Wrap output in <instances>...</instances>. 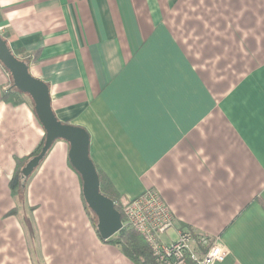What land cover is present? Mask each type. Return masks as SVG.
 Segmentation results:
<instances>
[{"label": "crops", "instance_id": "1", "mask_svg": "<svg viewBox=\"0 0 264 264\" xmlns=\"http://www.w3.org/2000/svg\"><path fill=\"white\" fill-rule=\"evenodd\" d=\"M0 34L121 198L159 193L164 240L187 229L219 237L214 264H264V0H0ZM9 78L0 63V211L21 216L0 217V264H134L97 236L65 140L11 194L45 132L30 98L2 99Z\"/></svg>", "mask_w": 264, "mask_h": 264}, {"label": "water", "instance_id": "2", "mask_svg": "<svg viewBox=\"0 0 264 264\" xmlns=\"http://www.w3.org/2000/svg\"><path fill=\"white\" fill-rule=\"evenodd\" d=\"M0 63L9 72L13 87L27 94L44 128V142L40 151L30 157L20 171L23 184L38 167L54 141L65 140L68 161L81 178V190L87 207L96 216V230L100 237L109 239L123 226L114 202L99 191V177L89 155V134L80 126L59 121L50 105L48 86L29 72V65L17 58L0 34Z\"/></svg>", "mask_w": 264, "mask_h": 264}, {"label": "built area", "instance_id": "3", "mask_svg": "<svg viewBox=\"0 0 264 264\" xmlns=\"http://www.w3.org/2000/svg\"><path fill=\"white\" fill-rule=\"evenodd\" d=\"M125 221L122 226L133 227L144 239L155 264H214L222 261L226 247L219 237L193 235L180 229L173 240L163 236L174 224V215L159 193L145 190L134 198H120Z\"/></svg>", "mask_w": 264, "mask_h": 264}, {"label": "trees", "instance_id": "4", "mask_svg": "<svg viewBox=\"0 0 264 264\" xmlns=\"http://www.w3.org/2000/svg\"><path fill=\"white\" fill-rule=\"evenodd\" d=\"M2 38L6 40L7 35L1 34ZM8 44V43H7ZM9 46V45H8ZM12 53L19 59L25 61L28 65L30 63V60L26 57H21L19 53L12 50ZM6 70V69H5ZM7 71V70H6ZM9 77H10V83L9 85L4 88L2 91V99L5 102H10L13 104L19 103L22 100L23 93L20 92L18 89L13 87L11 75L7 71ZM44 142V137L41 143L38 145L35 151H33L31 154L16 158L15 159V167L14 171L12 173V176L8 182L9 189L11 191V194L13 196H19V198H22V196L25 194V189L23 184L20 171L25 162L32 157L33 155L37 154ZM91 158V157H90ZM92 160V159H91ZM94 163V166L96 168V171L98 173L99 177V191L110 198L114 202L115 208L120 212L121 214V220L125 221L124 215L120 208V198L121 196L115 191V189L112 187V185L105 179L103 173L100 171L99 167L96 165V163L92 160ZM84 201V199H83ZM84 209L88 215V218L90 220V223L92 227L94 228L97 236L102 240L103 242L112 244L114 246H117L120 251L126 255L134 264H155L154 259L152 257L151 251L148 248L147 244L145 243L143 237L131 226L124 225L116 234L111 236L109 239H103L100 237L99 233L96 230V216L94 213L87 207L85 201H84ZM13 212V211H10ZM15 212V210H14ZM9 213V212H8Z\"/></svg>", "mask_w": 264, "mask_h": 264}, {"label": "rangeland", "instance_id": "5", "mask_svg": "<svg viewBox=\"0 0 264 264\" xmlns=\"http://www.w3.org/2000/svg\"><path fill=\"white\" fill-rule=\"evenodd\" d=\"M10 79V78H9ZM10 81L11 80H9V83H10ZM23 96H25V97H28V98H30L27 94H24L23 93ZM31 99V98H30ZM2 201H3V198H0V203H2ZM14 210H15V212H14ZM19 209L18 208H14V209H11V210H8V211H6L4 214H3V216L1 215L2 214V212L0 211V217L2 216V218H5V216H9V215H14V214H16V215H18V216H21L18 212ZM10 211H13V212H10ZM9 212V213H8ZM0 242H1V240H0ZM7 247H9V245L7 246ZM6 247V248H7ZM2 249H3V247L1 246V244H0V255H2Z\"/></svg>", "mask_w": 264, "mask_h": 264}]
</instances>
